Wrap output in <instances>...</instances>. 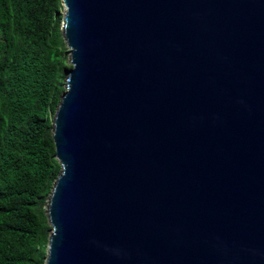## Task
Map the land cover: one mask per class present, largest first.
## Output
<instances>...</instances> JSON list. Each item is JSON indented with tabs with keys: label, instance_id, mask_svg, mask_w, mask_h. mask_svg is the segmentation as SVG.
Masks as SVG:
<instances>
[{
	"label": "water",
	"instance_id": "95a60500",
	"mask_svg": "<svg viewBox=\"0 0 264 264\" xmlns=\"http://www.w3.org/2000/svg\"><path fill=\"white\" fill-rule=\"evenodd\" d=\"M61 2L45 264H264V0Z\"/></svg>",
	"mask_w": 264,
	"mask_h": 264
},
{
	"label": "trees",
	"instance_id": "16d2710c",
	"mask_svg": "<svg viewBox=\"0 0 264 264\" xmlns=\"http://www.w3.org/2000/svg\"><path fill=\"white\" fill-rule=\"evenodd\" d=\"M61 0H0V264H45L60 172L52 122L68 49Z\"/></svg>",
	"mask_w": 264,
	"mask_h": 264
},
{
	"label": "clouds",
	"instance_id": "9594fccd",
	"mask_svg": "<svg viewBox=\"0 0 264 264\" xmlns=\"http://www.w3.org/2000/svg\"><path fill=\"white\" fill-rule=\"evenodd\" d=\"M64 14V13H63ZM62 23H63V17H62ZM62 23H61V27H62ZM62 32V31H61ZM62 35H63V32H62ZM63 39H64V36H63ZM64 42H65V40H64ZM65 45H66V42H65ZM66 48H67V46H66ZM68 49V48H67ZM64 81H65V77H64ZM64 84H65V82H64ZM64 89H65V86H64ZM60 100H61V98H60ZM60 102V101H59ZM59 105V104H58ZM57 108H58V106H57ZM57 110V109H56ZM56 113V112H55ZM55 113H54V117H55ZM54 117H53V121H54ZM53 190V189H52ZM48 202H49V199L47 200V204H46V215H47V207H48ZM47 218H48V216H47ZM49 222V221H48ZM51 228V227H50ZM51 232V231H50ZM50 235H51V233H50ZM49 239H50V236H49ZM49 239H48V243H49ZM47 254H48V245H47ZM47 258V257H46ZM45 263H46V261H45Z\"/></svg>",
	"mask_w": 264,
	"mask_h": 264
},
{
	"label": "rangeland",
	"instance_id": "374dc122",
	"mask_svg": "<svg viewBox=\"0 0 264 264\" xmlns=\"http://www.w3.org/2000/svg\"><path fill=\"white\" fill-rule=\"evenodd\" d=\"M63 13H64V8L62 7L61 14H63ZM66 64H67V65H70V63H69V53L67 54ZM66 71H67V70L64 71L63 78L65 77V73H66ZM63 93H64V92H63ZM63 93H62V94H63ZM62 94H61V97H62ZM47 200H48V199H47ZM45 207H46V206H45ZM50 231H51V230H50ZM50 231H49V234L51 233Z\"/></svg>",
	"mask_w": 264,
	"mask_h": 264
}]
</instances>
